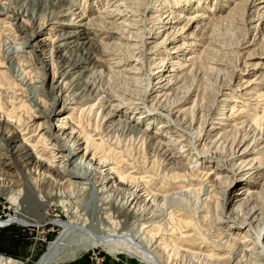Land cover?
Masks as SVG:
<instances>
[{"label":"rangeland","instance_id":"obj_1","mask_svg":"<svg viewBox=\"0 0 264 264\" xmlns=\"http://www.w3.org/2000/svg\"><path fill=\"white\" fill-rule=\"evenodd\" d=\"M56 1L0 0V62L3 63L2 58L8 47L12 48L23 42L17 33L23 27L19 22L13 21L14 16L27 23L31 18L42 22L56 15L55 18L65 17L68 21L66 27L51 25L44 32L45 38H52L53 42L58 35H65L81 24H91L84 28L91 30L88 35L94 41L91 57H94V64H99L91 67L98 72L92 80L108 93H111L109 89L115 90L113 95L118 94L120 98H116L123 99L122 102L118 101L121 102L120 117L116 118L119 122L106 134V123L102 122L99 111L88 109L93 103L96 106L98 99L87 105L81 103L74 106L69 101L64 105L65 111L58 115L70 116V127L83 129L87 136L90 135L93 143L103 144L105 153H109L112 162L110 167L113 170L119 171L122 176L128 174L133 181H151L149 187L154 193H159L160 189V192H165L171 188L170 185L180 184L187 186L184 188L187 191L194 188L204 191L215 188L217 192L224 190L227 198H230L226 208L228 212L236 205L238 193L240 195L242 189L247 188L248 181L264 187V164L258 166L256 160L253 161L258 158L255 153L264 147L263 0H60L68 4L62 13L58 8L60 4H55ZM5 8L8 9L6 12ZM33 29L35 26L30 30ZM91 32L96 33V37ZM154 44H160L159 51L154 52ZM68 54L73 60L81 56L80 52L75 51ZM23 59L21 64L25 68H29V64H35L33 54L32 57L25 56ZM171 66L172 70L169 68ZM29 69L28 72L33 76ZM8 72L11 73L10 70ZM159 76H164V85L168 78L170 80L166 86H171L170 92L164 90L170 94L167 98L161 97L164 92L157 84L162 81ZM33 81L38 79L34 78ZM119 90L125 93V98L118 93ZM28 93V89L23 86L11 87L0 80V112L4 118L15 124L18 119H25L30 113L29 102H26ZM46 101L49 104V99ZM173 101L179 102L177 104L180 110L186 111L185 117L175 120L169 118L173 114L169 111ZM73 108L76 109L71 111ZM126 122L144 135H129L131 131ZM234 127L248 136L242 149L247 146V155H251L237 160L236 169L231 170V164L227 156H224L227 154H224L219 143L222 134L231 132ZM254 128L258 133L261 131L260 135L256 133L255 140L252 133ZM21 133L23 139L32 144L38 140L41 142L35 125H23ZM217 141V145L212 148L211 143ZM39 149L41 148L38 151L45 159L51 158V151L48 154ZM202 149L207 151L199 155ZM98 154L100 157L101 152ZM242 162H251L253 176L246 174L247 166ZM195 167L199 169L198 172H191ZM227 174L234 176L230 186L225 183L224 177ZM240 174L243 176L237 180L236 177ZM88 196L86 193L77 199L59 198L44 210L46 222L37 224V221H31L27 225H22L17 220L7 221L9 217L16 215L15 208L5 197L0 196V259L14 264H41L51 243L58 237L66 236L52 222L58 219L77 223L88 219L91 215L90 211L85 215ZM247 196L248 194L238 198L244 199ZM193 199L189 200L190 205L182 211L184 216L180 217V221H197L200 224L207 222L204 224L206 226L209 221L199 212ZM176 211L175 208H169L163 212L166 223L170 224L172 216L177 218L181 214ZM112 213L115 215L114 211ZM5 221L10 222V225L3 224ZM134 222L132 219L128 220V226ZM210 227V230L209 227L203 229L208 238L215 241L217 229ZM250 233L254 239L255 231L250 229ZM3 236H11L14 240L2 242ZM197 242L194 245L200 243ZM248 242L253 244L251 239ZM209 248L208 246L207 249ZM112 250L101 246L80 252L76 259H68V253L62 250L49 260V264H144L122 250Z\"/></svg>","mask_w":264,"mask_h":264},{"label":"bare ground","instance_id":"obj_2","mask_svg":"<svg viewBox=\"0 0 264 264\" xmlns=\"http://www.w3.org/2000/svg\"><path fill=\"white\" fill-rule=\"evenodd\" d=\"M57 2L60 4L59 7L57 6L60 13L64 12L68 4L60 0H57L55 4ZM4 10L6 12L8 9ZM56 16L42 22L39 21L40 19L31 18L29 23L15 16L12 17L14 22H19V25L23 27L17 32L23 42L18 43L17 46L13 45L12 48L8 47L2 58L3 63L0 62V80L11 87L23 86L27 88L29 93L26 102H29L30 108V113L25 116V119H18L16 124L10 119L4 118L0 112V196L5 197L6 201L14 206L16 213L7 221L17 220L22 225H27L31 221H37V224L43 223L47 221L44 210L50 207L55 200L64 197L77 199L86 193L89 195L86 200L85 213L87 215L88 211L91 212L88 219L82 218L83 220L77 223L58 219L52 222L51 220L54 226H57L66 236L58 237L51 243L50 250L41 264H49V260L62 250L68 253V259H73L80 252L101 246L114 251L122 250L125 254L137 258L144 264H264L263 185L248 181L247 188L242 189L240 195L238 193L235 200L236 205L229 212L226 208L230 198H227L224 190L217 192L213 188L212 191L208 189L207 191L201 189V191L194 188L192 191H187L184 189L187 186L184 187L180 184V186L170 185L171 188L168 189L169 191L167 190L168 192H160L162 190L160 189L159 193H154L149 187L151 181H143L144 179L140 180L142 182L133 181L128 174L122 176L119 171L113 170L110 167L112 162L109 153H105L104 145L93 143L90 135L87 136L83 129L78 130L79 127L78 129L70 127V116L68 118L65 115H58L59 112L65 111L64 105H67L66 103L69 101L74 106L81 103L87 105L98 99V104L95 106L93 103L88 109L99 111L102 122L106 123L104 130L108 134L119 122L116 118L120 117V103L123 99H117L118 94L113 95L115 90L109 89L108 91L111 93H108L105 88L92 80V77L98 72L93 71L91 67L99 66V64H94L92 61L94 57H91L94 46V41L92 42L88 37L91 30L84 28L91 24H81L79 28L69 31L65 35H58L54 42L52 38L51 40L45 38L44 32L48 26L55 25L62 28L68 25L65 17L55 18ZM32 26H35V29L30 30ZM91 33L93 37H96V33ZM159 46L160 44H154L152 47L154 52L159 51ZM152 49L149 48V50ZM70 51L80 52L81 56L73 60L68 54ZM32 54L35 64H29L30 70L28 67H23L21 60L25 56L31 55L32 57ZM58 59L59 61H57ZM27 68L33 72V76ZM169 68L173 69V66ZM9 70L11 73L8 72ZM164 76H159L162 81L157 83L163 92L171 90V86L166 87L170 81L169 78L165 85L162 83L165 81L162 79ZM34 78L38 81H33ZM119 91L118 93L125 98V93ZM165 93H163L164 96L159 95L165 98L170 96ZM47 99L50 101L49 104H47ZM104 99L106 100L104 101ZM118 101L121 102L118 103ZM177 103L179 102L170 103L172 108L169 111L173 114H170L169 118L172 120L186 116V111L180 110ZM75 109L73 108L71 111ZM54 118L56 119L54 120ZM236 123L234 122V124ZM30 124L37 127L39 131L37 135H40L41 142L38 140L32 144L27 139H23L22 126ZM127 125L129 124L127 123ZM199 126L201 127V124ZM260 129L262 128L260 127ZM129 130L131 131L129 135L138 134L141 136L143 134L130 125ZM255 130V128L252 130L254 140L256 133L258 135L261 133V131L258 133ZM246 136L241 129L234 127L231 132H224L220 138L223 141L221 143L220 140L219 144L222 145L224 154H227L224 156H227L231 170L236 169L237 160L245 159L251 155H247L249 154L247 146L242 149V145L247 141L248 136ZM218 142L211 143L212 148ZM38 148H41L39 150L42 152L51 151V158L45 159ZM256 148L257 146H255ZM263 148L260 152L255 153L258 158L253 159V161L256 160L258 166L264 164ZM203 149L199 155L206 153L207 149ZM98 152H101L100 157ZM219 159L222 160V158ZM242 163L247 166L246 174L253 176L254 168L251 166V162ZM198 170L197 168L192 169L191 172L196 173ZM203 172L204 170L201 173ZM144 174L146 175V173ZM204 175L207 176V174ZM242 176V174L237 176V180ZM224 178L227 186H230L234 176L227 174ZM262 178L264 179V175ZM216 180H220V178L218 177ZM204 182L202 183L204 184ZM218 183L220 184V182ZM110 188L113 190L111 191ZM247 194L248 196L244 199L238 198ZM191 198L195 199L197 209L209 221L206 226L204 224L207 222L197 223L194 217L196 223L180 221V217L184 216L182 211L190 205ZM169 208H175L178 213L181 212L177 218L173 216L170 218V224L166 223L163 218V212ZM112 211L115 212V215H112L114 214ZM111 216L117 221H114ZM130 219L135 222L128 226ZM5 223L10 225V222H3V224ZM210 226L217 229L215 241L209 239L207 232L203 229L209 227L210 230ZM250 229L255 231L254 239ZM243 234L245 235L241 237ZM248 239H251L253 244H248ZM196 242L197 246L194 245ZM208 246L209 249H207ZM0 264L14 263L0 259Z\"/></svg>","mask_w":264,"mask_h":264},{"label":"trees","instance_id":"obj_3","mask_svg":"<svg viewBox=\"0 0 264 264\" xmlns=\"http://www.w3.org/2000/svg\"><path fill=\"white\" fill-rule=\"evenodd\" d=\"M3 240H2V242H8V241H12V240H14V238L13 237H11V236H3V238H2Z\"/></svg>","mask_w":264,"mask_h":264}]
</instances>
